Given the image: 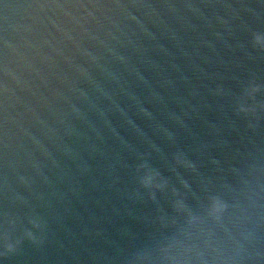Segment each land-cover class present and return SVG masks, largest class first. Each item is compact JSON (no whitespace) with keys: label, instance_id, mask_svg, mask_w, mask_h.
I'll return each instance as SVG.
<instances>
[{"label":"water","instance_id":"obj_1","mask_svg":"<svg viewBox=\"0 0 264 264\" xmlns=\"http://www.w3.org/2000/svg\"><path fill=\"white\" fill-rule=\"evenodd\" d=\"M264 0H0V264H264Z\"/></svg>","mask_w":264,"mask_h":264},{"label":"snow or ice","instance_id":"obj_2","mask_svg":"<svg viewBox=\"0 0 264 264\" xmlns=\"http://www.w3.org/2000/svg\"><path fill=\"white\" fill-rule=\"evenodd\" d=\"M257 40L264 41V34H261V36L257 37Z\"/></svg>","mask_w":264,"mask_h":264}]
</instances>
